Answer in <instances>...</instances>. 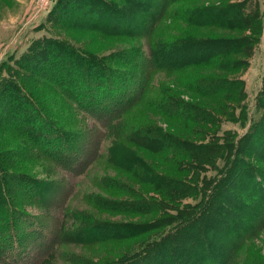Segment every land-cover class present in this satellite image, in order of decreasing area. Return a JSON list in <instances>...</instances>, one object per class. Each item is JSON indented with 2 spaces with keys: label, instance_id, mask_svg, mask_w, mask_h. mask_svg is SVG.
<instances>
[{
  "label": "rangeland",
  "instance_id": "374dc122",
  "mask_svg": "<svg viewBox=\"0 0 264 264\" xmlns=\"http://www.w3.org/2000/svg\"><path fill=\"white\" fill-rule=\"evenodd\" d=\"M238 1L174 0L154 24L149 17H139V11L134 12L132 4L123 2L128 17L144 20L141 31L129 33L108 29V22L115 25L118 15L111 14L103 20L107 14L105 8L94 7L85 0H0V77L10 72L13 61L35 43L39 47L45 41L51 42V38L76 49L78 46L88 48L101 57L106 55L114 64L108 65L109 69L120 65L136 76V83L130 86L129 97L133 98L117 106L115 112L119 113L102 124L99 119L94 122L90 116L81 114L75 105L65 110L71 120L61 119L64 114L56 112L62 107L58 103L49 107L57 119L84 130L89 146L96 148L88 157L84 155L88 162L77 172L66 169L54 156L46 157L33 149L30 138L25 136L27 133L20 128L18 131L0 126V150L5 151L4 158L0 159V175L5 177L4 184L6 178L14 180L7 183L11 188L7 190L8 197L13 203L44 215L50 228L56 224L62 227L61 243L57 249L55 247L47 264H103L163 234L187 208L192 210L187 216L188 225L192 226L198 218L201 220V215L194 216V212L203 207L209 209V201L205 200H213L210 210L213 215L224 211L215 206L218 200L215 192L224 190L217 180L228 171V162L233 156L236 158L239 144L247 148L248 143H254L252 140L244 142L242 137L253 120L262 118L264 113V0H242L248 23L260 21L255 37L244 39L240 45L222 44V50L227 51L219 52L218 58L208 66H201L203 56L207 57L208 53L201 52L203 44L199 46L194 40L239 36L244 31L239 33L212 18L203 24L201 18L193 19V13ZM161 2H157L158 6ZM89 11L96 16L95 20L89 16L81 18ZM236 17L226 24H234ZM148 64L150 67H145ZM110 76L109 91L116 92L113 96L126 91V81L122 83L120 77ZM45 86L40 84L38 92L47 104L44 89L51 88ZM104 87L102 91L107 92L106 85ZM107 112L105 109L101 114ZM63 121L60 122L64 124ZM162 133L173 136L175 142L202 146L197 150L173 143L165 146V141L155 143L153 140L159 139ZM242 159L247 164L264 167V162L249 151L242 154ZM237 168L238 164L234 163L232 176ZM249 169L246 166L244 171ZM242 174L239 178L247 177L248 181L249 176ZM17 175L51 181L56 190L53 187L48 192L43 190L48 198L41 200L31 190L19 189V179L14 178ZM246 187L258 190L251 183L242 185V189L247 190ZM57 197L60 200L55 205L53 199ZM262 198L264 200V195ZM238 210L243 212V209ZM217 217L221 216L209 214L202 218L206 219L210 230H215ZM100 223L104 224L101 230L97 228ZM257 223L241 249V241H237L240 245L235 251L241 264L264 260V221L257 220ZM86 226L92 234L87 240L64 234ZM123 226L138 230L139 235L126 234L125 238H120L121 233L116 230L126 232L128 229ZM27 229L29 227L23 226V231ZM250 229L251 225L248 231ZM5 233L6 230H0V246L6 240ZM241 233L245 235L246 231ZM212 247L218 255L224 244L215 240ZM4 250L3 245L0 254Z\"/></svg>",
  "mask_w": 264,
  "mask_h": 264
},
{
  "label": "trees",
  "instance_id": "16d2710c",
  "mask_svg": "<svg viewBox=\"0 0 264 264\" xmlns=\"http://www.w3.org/2000/svg\"><path fill=\"white\" fill-rule=\"evenodd\" d=\"M85 1L94 7L105 8L107 14L102 18L103 20L111 14L118 15L119 20H115V25L109 20L106 21H109L108 29L115 32L123 30L132 33L133 30L141 31L144 20L140 22L135 17H128V14H126L127 8L123 2L128 5L132 4V10L134 9V12L139 11V17L144 19L149 17V21L154 24L160 17H163L165 11L174 0H161L160 6L157 4L159 0H120L122 4L118 0H114L117 2L111 0ZM244 3V1L240 0L235 3L221 5L214 10L209 9L206 11L204 9L201 12L193 13V19L201 18V23L203 24L207 23L206 21L209 18H212L215 19L213 21L222 23L220 25H230L229 28L240 31L239 33L244 31L239 36L194 40L193 42L198 43L199 46L203 44L201 52L208 53L207 57L203 56L204 58L200 62L201 66L212 65V60L218 58L217 54L219 52L227 51L222 50V44L232 43L240 45L244 39L246 41L255 37L261 24L259 20L253 22L255 24L248 23L243 11ZM84 16L96 19V16L92 15L90 11L83 13L81 18ZM233 16H237L236 22L234 24H226ZM126 18L129 19L127 22H125ZM120 23L123 25L119 26ZM245 31H249V33H245ZM142 32L144 33L145 31ZM51 39H53L51 42L45 41L44 45L39 47H36L35 43L32 48H29L15 62L13 61V68L10 69V72L1 74L0 126L14 128L18 131L20 128L25 134L27 133L25 136L30 138L28 140L32 143L33 149L46 157L54 156L57 160L56 162L61 163L62 161L67 166L65 167L66 169L69 168L68 170L77 172L81 170L83 163L88 162V158L84 155L86 154L88 157L89 153L93 154L96 151V148L93 150V145L92 148L89 146L84 130L69 126L61 120L62 118L71 120L65 110L70 109V105H75L81 114L83 112L85 115L90 116L89 118H92L94 122L99 119L101 121L100 124H102L119 113L118 111L115 112L117 106L123 104L125 100L133 98V96L129 97L130 86L136 83V76L132 70L120 65L109 69L108 65L112 63L107 60L108 57L106 55L101 57L88 48L82 47L80 49L78 46V49H76L70 46L71 44L63 43L62 40ZM214 42L221 45L213 46L212 43ZM250 42L252 43V41ZM239 50L240 48L236 51ZM8 66L7 64L6 68L9 69ZM145 67L149 68L150 65L148 64ZM226 69L230 70V68ZM112 74L120 77L122 83L124 81L127 82L126 91L124 89V92L117 96H113L116 95L115 91H109L108 77ZM55 80L58 81L57 84ZM59 83L60 85H58ZM206 83L211 84L210 81ZM40 84L51 88L44 89L48 98L47 104L41 100L38 92ZM104 85H106L107 92L102 91L105 88ZM35 95L39 97L37 98ZM54 103H58L59 107L62 106L61 110H56L57 113L64 114V117H61L60 120L50 112L52 110L49 107ZM44 104L45 106H43ZM80 106L82 109L79 108ZM105 109L108 110L106 115L101 114ZM262 116L258 120H253L249 130L242 137L244 142L252 140L254 143L251 145L248 143L247 148H241L239 144L238 149L236 148V158L233 156V160L228 162V171L217 180L220 181V186H223L224 190L215 192L216 198L218 197V200L215 201V206L216 208H222L223 212L220 213L221 210L216 211L213 215L212 211H210L213 200H205L209 201L210 207L209 209L203 207L202 210L200 208L194 212V216L201 215V220L198 218V221L192 226L188 225L189 220L187 217L192 210L187 208L176 217V224L170 226L163 234L154 237L148 243L141 244L134 251L118 256L116 259L103 264H241L235 251L240 245L237 241H241V249L247 237L251 238V233L255 231L254 228L258 225L257 220L264 221V200L262 198V195H264V167L260 166V164H251L249 162L247 164L242 159V154L249 151L252 154L254 153L259 161L264 162V113ZM15 118L21 122L15 121ZM60 121H63L64 124ZM157 138L159 139L153 141L155 143L165 141V146L173 143L177 147L185 146L191 149L197 148V150L202 146L201 144L188 142H175L176 139L167 133H162ZM88 146L92 149L91 151H89ZM212 146L216 145L212 144ZM4 152V150H0V159L4 158ZM163 152H166V149ZM234 163L238 164V168L232 176L230 173ZM246 166L250 167V169L244 171ZM240 174L242 176L248 175V181L247 177L241 180L239 178ZM14 178L19 179L20 184H16L19 189L31 190L41 200L48 198L43 195L45 190L48 192V190H51L50 187L56 190V185L51 181L32 178L28 175H17ZM3 179L5 181V177L0 175V218H2L0 230H6V240L0 246V251L3 249V245L5 247L4 252L0 254V263L47 264L53 257L55 247L57 249V245L61 243V225L56 224L54 228H50V225L44 219V215L41 216L35 211L32 212L27 206L13 203L11 198L8 197L9 193L7 190H11V188L7 183H9V180L11 182L14 180L6 178L7 182L4 184ZM249 183L252 186L256 185L258 190H248L249 188L247 187V190L242 189L243 184ZM246 197L249 200H246ZM59 200L58 197L54 198L53 204L55 203L56 205ZM231 203L237 204V206H230ZM238 209H243V212ZM209 214L212 217L221 216L217 217L218 224L215 226V230H210L209 226L206 225V219L202 218ZM103 225L101 223L97 224V228L101 230ZM250 225L251 229L248 231V226ZM23 226L29 227L26 230L27 232L23 231ZM123 227L128 230L123 232L120 229L118 231L115 229L117 233H121L120 238H125L126 234L131 237L139 235L138 230L129 229L128 226ZM115 230L114 233H116ZM242 231H246V234L241 233ZM64 234H69L72 238L77 237L80 239L82 237L84 240L92 237V234L88 232V226L72 231L69 230ZM215 234L218 235L216 239L213 237ZM213 239L224 244V247L221 248V253L218 255L215 254L212 247L215 241ZM243 264L253 263L244 262ZM257 264H264V260L262 262L258 261Z\"/></svg>",
  "mask_w": 264,
  "mask_h": 264
}]
</instances>
